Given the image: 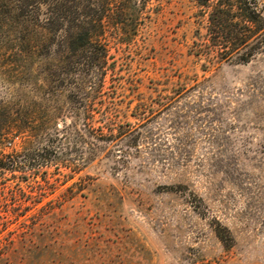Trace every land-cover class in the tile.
Segmentation results:
<instances>
[{
  "label": "rangeland",
  "instance_id": "374dc122",
  "mask_svg": "<svg viewBox=\"0 0 264 264\" xmlns=\"http://www.w3.org/2000/svg\"><path fill=\"white\" fill-rule=\"evenodd\" d=\"M0 3L33 12L0 16V162L48 157L0 169V264H264V0L244 62L195 0ZM102 7L100 87L69 36ZM30 117L59 138L2 137Z\"/></svg>",
  "mask_w": 264,
  "mask_h": 264
},
{
  "label": "trees",
  "instance_id": "16d2710c",
  "mask_svg": "<svg viewBox=\"0 0 264 264\" xmlns=\"http://www.w3.org/2000/svg\"><path fill=\"white\" fill-rule=\"evenodd\" d=\"M116 1L121 3L122 0ZM195 3L199 10H201V13H206L208 48L212 52H215L217 55H219L221 59L230 58L236 55L238 61H246L253 54V50L255 49L253 44H249V40L256 32L255 26L258 21V16L256 15L257 0H195ZM101 10V13H97L96 19H85V21H82L83 23L80 25V30L76 36H69V42L72 47L78 44L77 40H81L82 43L80 46L83 49L89 50L90 53L87 55L86 60H88L87 62L92 63L94 68L98 70L99 81L101 82L100 87L102 86L105 75V68L103 64L106 62L105 58L107 52L105 44L102 42L100 37L104 32L103 18L105 17L104 10L106 11L107 8L102 7ZM11 14L17 16V18H20L25 22L27 21V18L30 20L33 12L31 9L27 8L26 4H20L15 8H8L5 4L0 3V16ZM246 23L252 26V28H246L244 26ZM93 27L95 29H93ZM27 34L29 36V31ZM28 36L25 34L24 36L20 37L22 42L23 40L29 41ZM243 47L248 48L245 56L242 53H238ZM199 50L200 49L194 53L196 54L199 52ZM90 82L91 80L88 78L83 80V84L85 83L86 85ZM98 92H100V90ZM83 93L86 94L85 92ZM32 118L33 117H30L27 120L24 119L22 121L23 125L19 120L17 121L15 119H10L7 123H5L2 129L4 131L1 133V135H3L2 137H4L5 134H14L12 131L24 132L22 129L25 128V132H27V135H29V137L32 139L31 141L27 142L28 148L26 147V151H30L29 145H31L32 141H35L36 138L47 136V142L48 139L50 140L52 137L55 139L59 138L57 132H54L53 134L48 132L49 124L46 121H43L44 125L37 126L34 124V121H32ZM46 123L47 125H45ZM84 134H86L85 131L83 132V135ZM81 138L84 137L81 135ZM46 146H42L41 149H46ZM27 153L23 154V157H21V154H19L17 151H14V154L7 155L6 157L10 158V165H4L5 163L0 162V169H10L16 166L18 168H32L33 170H38L42 166H46V162L48 160L47 156L39 155L37 157L35 156L36 154L32 156L30 152ZM20 157H27L29 161L24 163L20 160ZM36 159L40 162H30V160L36 161Z\"/></svg>",
  "mask_w": 264,
  "mask_h": 264
}]
</instances>
